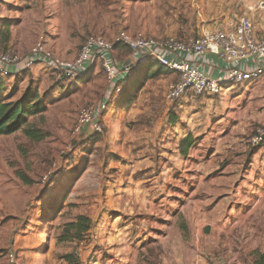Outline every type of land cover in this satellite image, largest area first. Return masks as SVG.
I'll use <instances>...</instances> for the list:
<instances>
[{"label":"rangeland","instance_id":"rangeland-1","mask_svg":"<svg viewBox=\"0 0 264 264\" xmlns=\"http://www.w3.org/2000/svg\"><path fill=\"white\" fill-rule=\"evenodd\" d=\"M248 6L0 0V49L27 59L42 40L55 59L74 62L91 36L114 41L141 31L187 41L204 27L237 22ZM131 53L120 45L111 54L118 66ZM144 61L129 67L121 91L98 53L75 79L40 62L21 78L7 77L4 95L13 100L29 88L40 95L46 110L27 128L46 136L35 141L20 130L0 137V264H12L10 254L18 264H66L68 253L80 264H264V144H251L264 130V78L171 101L178 75L163 69L150 78L161 66ZM88 105L97 108L101 132L75 130ZM189 134L195 144L184 156ZM79 216L91 220L84 239L59 241Z\"/></svg>","mask_w":264,"mask_h":264},{"label":"built area","instance_id":"built-area-1","mask_svg":"<svg viewBox=\"0 0 264 264\" xmlns=\"http://www.w3.org/2000/svg\"><path fill=\"white\" fill-rule=\"evenodd\" d=\"M116 45H125L134 53H141L146 59H153L168 71L178 75V80L169 89L168 97L171 101L181 98L218 96L227 90L228 86L253 83L264 76V38H258L253 21L242 15L237 22L217 24L204 27L199 37L191 40H179L174 37L156 39L149 37L143 32H121L114 41H109L102 36L89 37L76 61L62 62L55 59L53 54L40 40L26 59L12 50L0 49V76L6 77L11 74L10 67L23 65L25 69L31 68L36 62V57L49 62L55 68L62 70L65 79L71 80L86 68L94 54L98 53L105 60V68L109 79L113 81L117 91H121L120 82L129 77V66L117 68L110 61L108 55L115 50ZM214 55L225 62L244 61L251 58L262 60V67L255 71H243L233 68L225 81L212 78L201 71L200 67L193 62L183 59L182 55L204 56ZM112 63V66L111 64ZM123 81L116 79L124 77ZM127 77V78H128ZM61 81H63L60 78ZM116 80V81H115ZM232 83V84H231ZM97 111V108H96ZM94 105H88L81 109L79 120L76 123V132L84 127L93 126L95 132H101L99 123H93L96 113ZM253 146L264 144V130L260 131L251 139ZM12 264H18L15 255L10 254Z\"/></svg>","mask_w":264,"mask_h":264},{"label":"trees","instance_id":"trees-1","mask_svg":"<svg viewBox=\"0 0 264 264\" xmlns=\"http://www.w3.org/2000/svg\"><path fill=\"white\" fill-rule=\"evenodd\" d=\"M117 46L116 45L115 49ZM125 46V45H124ZM131 50V49H130ZM110 57V55H108ZM40 57H36V62H43ZM159 65V64H158ZM88 66V63H86ZM160 66V65H159ZM117 68H120L117 66ZM162 66L150 74V78L160 76L163 73ZM0 76V137L3 135H9L23 130L27 138L35 141H40L45 138V134L36 129L27 128L29 125V118L38 116L44 113L46 110L45 105L40 99V95L33 89L29 88L23 94L19 100H13L12 93L4 95L6 89H8L5 78L11 77ZM128 76H126L127 78ZM124 77H119L117 82L123 81ZM4 79V80H3ZM195 141L192 135H188L181 142V151L184 156L188 155L189 150L194 146ZM263 145V144H262ZM91 229V220L87 216H79L76 221L66 224V230L64 233L65 239L62 236L59 241L77 240L82 241L87 233ZM63 259L66 264H80L79 259L73 254H66Z\"/></svg>","mask_w":264,"mask_h":264},{"label":"crops","instance_id":"crops-1","mask_svg":"<svg viewBox=\"0 0 264 264\" xmlns=\"http://www.w3.org/2000/svg\"><path fill=\"white\" fill-rule=\"evenodd\" d=\"M262 4V5H261ZM249 5L248 6L250 9L249 11H246L244 15H247L250 19H252L255 29H256V35L258 38H264V0H249ZM261 5V6H260ZM205 11V9H204ZM201 15L206 16L208 13L205 11L203 14L202 11H200ZM233 19V18H232ZM231 19V20H232ZM234 22V20H232ZM231 23V22H230ZM110 61L113 63V65L117 66V63H121L118 60H114V57L112 54H109ZM183 59H186L190 62H193L194 64L198 65L201 69L202 72L207 74L208 76L219 79L221 81H225L228 78V74L230 70L233 68H238L243 71H255L262 67V60L259 58H251L247 59L244 61H235V62H225L223 60H220L218 57L208 54L204 56H191V55H182L181 56ZM145 58L141 55V53H134L132 52L129 57L125 59V62L129 63V65H134L137 63H144ZM40 63H49L46 61L40 62ZM118 67L122 68V64L118 65ZM56 69V68H55ZM26 71L23 65H13L10 67V72H11V77L9 79L11 81L15 80L16 78H21L22 74ZM264 78V76L253 82L251 85H256L259 83ZM4 80V79H3ZM6 84H9L7 81V78H5ZM118 80V79H117ZM7 87H9L7 85ZM234 86H228L227 90H225L224 93H228ZM223 93V94H224ZM112 96V95H109Z\"/></svg>","mask_w":264,"mask_h":264},{"label":"water","instance_id":"water-1","mask_svg":"<svg viewBox=\"0 0 264 264\" xmlns=\"http://www.w3.org/2000/svg\"><path fill=\"white\" fill-rule=\"evenodd\" d=\"M133 67V65H129V63H127V62H125V64L124 65H122V68H126V67Z\"/></svg>","mask_w":264,"mask_h":264}]
</instances>
